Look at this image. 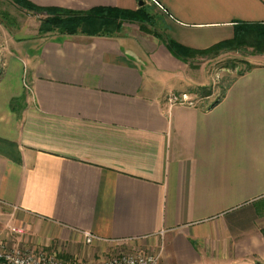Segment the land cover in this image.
<instances>
[{"label":"crops","instance_id":"obj_1","mask_svg":"<svg viewBox=\"0 0 264 264\" xmlns=\"http://www.w3.org/2000/svg\"><path fill=\"white\" fill-rule=\"evenodd\" d=\"M28 1L86 11L142 0ZM149 1L166 38L197 51L264 24V0ZM3 28L0 239L84 260L120 250L161 253V264H264V64L209 105L196 92L172 104L188 63L164 42Z\"/></svg>","mask_w":264,"mask_h":264},{"label":"rangeland","instance_id":"obj_2","mask_svg":"<svg viewBox=\"0 0 264 264\" xmlns=\"http://www.w3.org/2000/svg\"><path fill=\"white\" fill-rule=\"evenodd\" d=\"M144 2L145 5L139 6L138 9L144 7L145 11H147L150 15L151 21L146 22L145 24L149 31L142 30L138 22L126 21L123 23L122 30L118 33V35L131 37L137 43L144 45L148 44L149 41L155 40L158 43H162L163 41L157 36L166 38L164 20L152 2L149 0H144ZM45 17V14L28 10L18 4L16 0H0V22L4 26L3 29L7 32L10 31L11 33L12 31L17 33L26 29L30 36H34L35 34L47 36L68 35L63 34L60 30L42 34L40 32L41 20ZM74 35L97 37L83 33H77ZM261 64H264V51L258 45L253 44V42L244 43L231 48H224L219 52H212L204 55H191L188 57V66L184 65V69H186L183 70L184 74L181 73L183 85L179 87L176 84L177 80H173L172 84H174L177 88L171 91L170 95L173 94L179 98H183L185 96L189 102L192 100L187 98V95L181 96L183 92H192L193 94L196 92L199 97L205 96L207 93L211 92L213 95L211 100L199 101L201 104L209 105L208 102L213 103L222 96L228 85L237 76L245 73L256 65ZM159 73L162 75V81H167L166 78L172 75L169 71L163 70ZM178 75L180 76V72ZM188 82L190 83V86H187ZM57 246V244H54L49 247L51 249L59 250L64 259L73 260L77 257L70 256L67 254V250L65 248H58ZM109 255L110 254L105 256L97 255L96 259H104ZM87 261H93V259Z\"/></svg>","mask_w":264,"mask_h":264},{"label":"trees","instance_id":"obj_3","mask_svg":"<svg viewBox=\"0 0 264 264\" xmlns=\"http://www.w3.org/2000/svg\"><path fill=\"white\" fill-rule=\"evenodd\" d=\"M16 2L28 10L46 15L41 20L40 32L42 34L60 30L63 34L68 35L83 33L97 37H116L121 32L123 23L126 21L138 22L144 31H149L145 24L151 21V17L144 7L138 10H125L117 7L100 6L86 11H74L61 7H42L28 0H16ZM157 37L166 44L174 56L187 63L188 57L191 55L219 52L224 48H231L250 42L258 45L264 51V24H238L235 27L233 39L223 41L202 51L181 46L168 38ZM225 91L223 94H225ZM211 94L209 92L205 96H210ZM9 144V146H14L11 143Z\"/></svg>","mask_w":264,"mask_h":264},{"label":"built area","instance_id":"obj_4","mask_svg":"<svg viewBox=\"0 0 264 264\" xmlns=\"http://www.w3.org/2000/svg\"><path fill=\"white\" fill-rule=\"evenodd\" d=\"M170 103H185V96L179 98L170 95ZM11 231L17 236L27 235L26 229L12 226ZM87 245H92L95 238L86 233ZM104 259L87 261L76 257L73 260L64 259L59 250L50 247L27 246L16 242H8L0 239V264H161V253H128L120 250H109L103 254L108 255ZM100 256V255H99ZM102 256V255H101Z\"/></svg>","mask_w":264,"mask_h":264},{"label":"water","instance_id":"obj_5","mask_svg":"<svg viewBox=\"0 0 264 264\" xmlns=\"http://www.w3.org/2000/svg\"><path fill=\"white\" fill-rule=\"evenodd\" d=\"M140 5L141 6H144L145 5V2L142 0V1H140Z\"/></svg>","mask_w":264,"mask_h":264}]
</instances>
